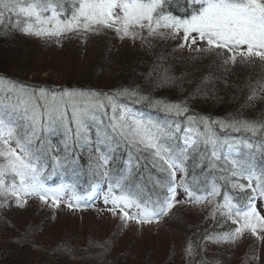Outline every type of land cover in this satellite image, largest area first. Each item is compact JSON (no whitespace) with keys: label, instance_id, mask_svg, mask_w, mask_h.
<instances>
[{"label":"rangeland","instance_id":"374dc122","mask_svg":"<svg viewBox=\"0 0 264 264\" xmlns=\"http://www.w3.org/2000/svg\"><path fill=\"white\" fill-rule=\"evenodd\" d=\"M154 1L75 0L68 12L70 14L68 20L59 19L61 14L59 17L56 16L61 12V9H58L50 12L49 19L38 18L35 23L29 24L27 32L15 28L14 20L6 21V24L11 23V27L2 26L3 31L8 32V37L11 38L9 41L11 50L6 56L0 52L5 60L0 66V173L8 172L10 182L0 190V246L11 248L15 238L24 231L27 234H22L24 238L30 236V232L34 233L41 247L35 249L32 255L23 254L19 257L17 255L16 259H12L10 255L0 254V264H30L37 260L40 264H264V215H261L264 212V201L257 200L248 213L236 218L242 231L230 228L222 231L221 227H227V225H219L215 218L213 199L207 202L206 207L201 205V208L199 206L192 210L196 212L195 221L185 226L182 208L171 210L170 215L162 220L163 213L156 216L158 213L156 210L160 206L145 209L136 206L138 208L133 211L136 218H128L129 221L120 218L119 210L110 211L115 212L111 215L107 213V210L86 209L85 201L75 196L73 191L78 189L72 184H67L66 187L67 191H70L67 196L69 199L58 198L55 194L58 204L53 202V194L44 195L38 190V196L30 191V197H26L19 188H16L17 182L21 179L18 176L26 170V166L24 169L23 159L15 157L8 139H15V135L18 137L19 134L31 128L39 129V124L33 123L35 128L31 123L27 124V117H31L32 102L37 103L36 111H40L41 106L47 107L57 95L59 99L55 100L62 108H67L69 112L82 111L80 102L95 103L101 99L99 95H91L94 92L117 96L118 93L128 89L130 93L134 90L136 94L117 96L122 101L130 100L132 103L123 105L125 109L123 116L138 117L141 112L136 109L133 101L136 104L138 101L150 102L151 100L137 97L141 94L134 88L131 81L134 78L129 69L137 57L149 55L146 49L150 45L165 43L179 55L195 56L206 53L211 47L208 40L218 38L213 33L223 32L230 40L221 39V43L230 44L229 50L233 52V57L244 56L251 52H255L254 55L264 56V51L261 49L246 53L243 51L246 48H237L238 43L233 42L232 33L235 30L238 33L239 38H237L246 44L249 43V46H255L256 49L264 47V26L258 22L260 11L254 0H247L246 3L239 1L237 4L233 0H212L204 15L188 20L191 30L186 35H184L185 29L182 31L183 28L176 26L175 23L172 26L169 25V28L163 27L160 21H155L156 23L151 21ZM234 13H238L239 17L256 20L257 24L250 25L239 20V17L232 15ZM202 17L209 19L212 24L210 29H202L203 36L201 32L195 30ZM164 22L168 24L169 21ZM61 28L64 31L59 37L31 34L35 31L55 32ZM126 31L133 35H125ZM24 93L28 95L23 96ZM82 97L88 101H80ZM3 105L11 109V111L5 110L8 115L3 114ZM156 107L160 109L157 115H163L162 118L165 121L167 119L165 117L171 116L170 109ZM151 110L154 111L152 108ZM110 114L113 115L111 110ZM89 122H91L90 118ZM166 122L168 132H172L170 122ZM130 123L133 124L131 127L133 134L139 137L145 135L141 123L138 126L133 121ZM186 127L192 129L188 124ZM137 128L141 131L137 132ZM94 129L100 130L107 137L104 147H108V154L120 153V172L124 167L127 168L129 165L121 160L123 147L121 151L116 148L117 142L123 145L121 138L114 133H105L100 124ZM168 132L161 130L157 138L152 134L144 138L148 144L154 142L155 146L148 149L139 148V150L149 151L161 163L166 164L160 160L159 146L166 143L167 139H173L175 143L169 146L171 147L169 155L170 157L176 155L171 162L179 165L175 166L176 172L171 178L173 180L180 177L178 184L181 185L187 180V176L188 179L191 177L186 173L185 164L188 157L196 153L197 147L191 146L187 140L177 141L178 133L169 134ZM196 133L200 139L203 135L205 138L210 136L203 132V135L200 132ZM31 136L34 135H28L25 140ZM72 136L73 132L67 133L63 144L70 145ZM114 137L116 139H113ZM163 138L166 141H163ZM193 139L200 145L195 136ZM45 145L51 149L52 144ZM90 145L93 144L87 146ZM233 145L235 144H231ZM140 146L143 147V145ZM94 147L96 148V145H93ZM66 151L73 153V150ZM18 152L19 149L16 148V154ZM103 153L104 150L92 152L85 160V166H80L81 173H85V176L89 173L92 158L98 160V154H101L103 162L109 165ZM73 158L76 166L81 163L76 155ZM236 175L240 182L239 190L242 191L244 190L243 181L245 185L249 184L247 181L250 183L255 181L253 176L243 170L241 172L238 170ZM190 182L192 184V181ZM259 183L257 181V185ZM214 187L217 189L212 183L207 186V191ZM178 190V193L185 192L180 186ZM78 191L85 192L81 186ZM105 193L107 194L108 191ZM77 194L80 195L78 192ZM46 195L47 199L44 198ZM75 197V201L72 200ZM109 200L111 204L119 202V198L112 194H109ZM166 203L170 204L169 201ZM72 205H78L82 211L72 208ZM108 214H110L109 217ZM138 219L137 226L130 223ZM177 220L182 225H177ZM37 221L42 222H39L43 226L41 234H38L39 228L37 231L30 228V225ZM152 221L155 224L148 226ZM215 225L217 228L220 227L218 228L220 232L217 231V236L215 235L214 238L207 239L206 231ZM8 230L12 234H5ZM14 230L17 231L15 236ZM197 231H202V235H199L201 240L198 241L201 246L200 256H195L193 251L191 252L192 248L188 247L189 238ZM29 239H35V236ZM25 256L31 257L23 259Z\"/></svg>","mask_w":264,"mask_h":264},{"label":"trees","instance_id":"16d2710c","mask_svg":"<svg viewBox=\"0 0 264 264\" xmlns=\"http://www.w3.org/2000/svg\"><path fill=\"white\" fill-rule=\"evenodd\" d=\"M74 1L0 0V19H3L5 23L8 20H14L15 28L22 31L27 29L28 31L29 24L35 23L38 18L40 20L42 18L49 19L51 16L50 12L58 9H61V12L56 14V16L59 17L61 14L59 19L68 20L70 18L68 12H70L72 4L75 3ZM131 1L137 2L140 0ZM211 1L196 0L194 2V0H187L186 3V0H155L153 3L155 6L151 12V21H160L162 17L167 21L190 20L192 17L204 14ZM233 1H236V4L239 1L247 2V0ZM255 3L257 8L264 12V3H261V0H255ZM157 24L160 25L159 23ZM7 33L0 26V48H3L0 52L2 55L5 54V56L11 50V42H9L11 38L8 37ZM209 49L206 53L199 55L184 56L179 55L165 43L148 46L146 50L149 55L137 57L134 63L132 62L129 71L134 78L131 80L134 88L139 90L141 94L137 97H145V100H151L150 102L143 100L139 102L145 104V107L155 110L152 111L146 108L145 115L147 116L143 113L140 119L133 122L137 126L141 123L143 130L147 129V133L144 132L146 138L150 137L151 134L157 138L161 130L168 132V129L166 121L162 118L163 115H157L160 109L156 106L170 109L171 113L178 117H186L198 123L197 127L200 131L209 134L216 143H220L223 138H230L237 142L242 141L244 147L253 148L257 159L255 161L259 162L258 169L264 170V156H260V153L264 152V56L247 54L233 57V52L229 50V45L226 49L213 47ZM237 52L239 54V51ZM2 55H0V59ZM3 61H5L4 58L0 60V66L3 65ZM129 95H131L130 92ZM81 100L88 101L84 100L83 97L80 98ZM120 102L121 99L116 97V103L120 104ZM81 103L84 102H80L81 106L89 104L88 102ZM176 105L179 107H175ZM6 114L8 115L7 112ZM93 115L97 117V122L92 123L90 138L96 140L95 135L92 133L98 132L100 137L95 145L101 143L104 145L106 141L105 135L100 130H95L94 127L100 124L105 133H114L112 131V122H110L109 118L101 115L100 112L93 110L88 113L90 119ZM130 122L125 121L123 123L124 126L121 131L125 132L127 136L125 135L121 141L123 145H119L117 148L121 151V147H123L121 160H126L129 164L121 172L120 169H116L117 167L114 169L112 166H106L101 154H98V160L92 158L89 173L86 176L85 173L82 174L80 166H85V160L93 152V145L83 146L81 142H75L73 138L74 131L70 145L63 144V140L66 139L63 129L56 136L49 135L45 137L43 140L44 144L37 142L39 129L34 130L31 128L19 134L18 137L15 135V139L9 138L8 143L15 152V157L23 159L24 169L26 166V172L23 170L18 176L21 179L17 182L16 188H19L26 197H30V191L35 192L37 196L39 191H41L44 195L49 193L53 194L52 196L56 194L59 197L61 192L58 189L61 187H63L62 194H66L67 184L76 186L78 190L81 186V189H84L85 192H79L78 190L73 192L79 198L87 195L91 196L90 199L85 201L86 209L107 210V213L111 215L115 212L110 211L119 210L121 212L120 218L123 220L136 218L133 211H136L138 207L158 208L160 206L156 210L158 212L156 216L163 213V220L170 215L173 209H186L190 206L196 208L200 206L201 208V205L206 207L208 205L207 202L213 199L215 218H217L219 225H227V227H221L220 230L233 229L237 225L236 221L233 223V213L240 215L250 205L249 188L243 191L238 190L240 182L236 175L238 170L235 164L229 160L217 159L216 155L211 152L210 154L205 150L199 138L196 139L200 145L196 144L195 141L191 143L193 140L191 134L185 135L183 138L189 141L191 146L197 147L196 153L191 154L185 164L186 173L190 174L191 177L188 179L187 176V180L182 183V188L185 192L178 193L177 197L170 204H167L166 202L170 199L174 186V179L172 180L171 177L176 172L175 166L179 165L171 162L176 155L174 157L169 155L171 148L169 146L173 145L175 141L170 138L166 141L163 138L166 143H162L159 146L161 150L160 160L166 163L163 164L149 151L139 150V148L142 149L140 146L141 142L132 136L139 139H142V137L131 132L133 124ZM30 123L34 127L32 119L27 122L28 125ZM86 123H89V121ZM72 126L74 130L75 126ZM117 129L118 127L115 131ZM168 133L173 134L172 132ZM31 134L34 136L25 140ZM182 136L181 133H178L177 141ZM46 143L52 144L51 149L45 145ZM39 144L43 145L40 147ZM65 145L68 146L66 147ZM16 148L19 149L17 154ZM42 148H44V151H42ZM67 149L75 152L76 157L81 162H77L79 166L75 165L74 155L66 151ZM165 153H167V156L164 160ZM237 160L241 162L240 159L237 158ZM139 176H143V179L136 178ZM190 181H192L193 185ZM9 182V173H0V190ZM212 183L215 184L218 190L215 197L211 195L216 190L215 187L207 191V186ZM103 190L108 191L112 196L118 197L119 202L111 204L109 196L106 198L92 197V193L93 196L98 193L101 195L100 192ZM229 198H233L235 203L232 202V204H235L236 207L226 211L224 210V205L229 201ZM129 204L131 207H129ZM72 208L82 211L78 205H72ZM110 214H108V217ZM150 218L153 217L150 216ZM138 221L139 219L130 223L137 226ZM39 222L41 221L30 225V228L36 231L39 228L40 233L38 234H41L43 226ZM153 224L155 223L152 221L148 226ZM176 224L180 225V221L177 220ZM218 228L215 225L207 230V239L217 236L216 232H220ZM199 231L192 234L189 242L187 241L188 247L192 248L191 252L193 251L195 256H200L199 253L201 251L198 241L201 240L199 235H202V231ZM8 233L9 235L12 234L9 230L5 234ZM16 233L17 231L14 230V236ZM22 234L27 235L24 231L21 232V235L15 238L11 248L10 246L5 248L0 246V254L10 255L12 259H16L17 255L18 257L23 254L32 255L35 249L41 247L34 233L30 232V236H25V238ZM31 236H35V239H29ZM30 257L25 256L23 259ZM30 264H40V261H33Z\"/></svg>","mask_w":264,"mask_h":264},{"label":"snow or ice","instance_id":"6c2138e0","mask_svg":"<svg viewBox=\"0 0 264 264\" xmlns=\"http://www.w3.org/2000/svg\"><path fill=\"white\" fill-rule=\"evenodd\" d=\"M194 2H196V0H194ZM255 2V0H254ZM187 3V0H186ZM261 3H264V0H261ZM91 10H89L90 12ZM234 16L239 17L238 13H234L232 14ZM86 18V17H85ZM239 20H243L244 22L250 24V25H255L257 24L256 20H251L247 17H239ZM239 22V21H237ZM258 22L261 26H264V13L260 14V16L258 17ZM17 23H19V21H17ZM0 26H5L6 28L11 27V23L9 22L8 24H6L4 22L3 19H0ZM231 26V25H230ZM85 27L87 28V25H85ZM212 27V24L210 23V20L207 18H201L200 24L199 26L195 29L198 32H201V35L203 36V31L202 29H210ZM24 31L27 32V29H24ZM64 29L61 28L60 30H57L55 32H53L52 30H49L47 33H41L39 31H35L32 32L31 34L37 35V36H44V35H55L57 37H59L60 35H62ZM185 31H188V29H185ZM214 35H216L218 38L217 39H209L208 40V44L211 45V47L213 48H227V43H221V39L227 40L229 39L228 36H226L223 32H216L213 33ZM125 35H133L131 33H128L127 31L125 32ZM232 35H235L238 37V33L235 32V30L233 31ZM210 50V49H208ZM126 94H129V90L125 89L124 91L120 92L117 94L118 97H123ZM132 95H135L136 92L133 90L131 92ZM28 94L24 93L23 96H27ZM43 95V93H42ZM91 95L96 96L99 95L101 97V99L97 100L95 103H89L87 105L82 106L84 108L83 111H79V110H73L70 111L67 108H62L60 106L59 103L56 102L55 98H53V101L51 104H49L47 107L41 106L40 107V111H36L37 108V103L36 102H32L30 104V108H31V119L33 121L34 124H39V136L37 137V142L38 143H43V140L45 137L47 136H56L61 129H63V134L64 137L66 138V134L69 132H73L74 131V140L75 142L79 141L83 144V146L88 145V144H97V141L99 140L100 137V133L98 132H93L92 134L95 135L96 140H92L90 138V130L92 127V123H96L97 122V117L95 115H93L91 117V122L86 123L87 121H89V116L88 113L90 111L93 110H99L101 115H107L106 109L108 108V106H111V111L113 113V115L111 117H109L110 122H112V131L115 132L116 128L118 127L116 121H117V115L116 113L119 112V119L123 120L124 116H123V112L125 111V109H123V107L120 104L116 103V97L112 94H105V93H92ZM175 107H179L178 105H176ZM27 111V110H26ZM186 111V109H185ZM72 125L75 126V129L73 130V128L71 127ZM98 126V125H97ZM184 129H181V131H183ZM137 132H140L141 129L137 128L136 129ZM145 133H147V129L143 130ZM105 139H107V137H105ZM148 147H154L155 144L154 142H150L148 145ZM119 147V143H116V148ZM93 150L95 151V147L93 148ZM73 155H75V153L73 152ZM108 163H111L110 161H108ZM154 166V165H153ZM137 179H143V176H139L136 177ZM151 178V177H149ZM59 192H63V187H61L60 189H58ZM45 199H47L45 197ZM53 202L58 204L59 201L56 199L55 196H53ZM69 207H71V205H69ZM129 207H131V205L129 204ZM257 211H259V206H257ZM261 215H264V212L261 213ZM233 223H235V221H233Z\"/></svg>","mask_w":264,"mask_h":264},{"label":"bare ground","instance_id":"6f19581e","mask_svg":"<svg viewBox=\"0 0 264 264\" xmlns=\"http://www.w3.org/2000/svg\"><path fill=\"white\" fill-rule=\"evenodd\" d=\"M54 98L55 99H59L57 95H55ZM124 103L125 104H127V103L128 104H132L130 100L129 101H124ZM134 105H136L135 107H136V109L139 112L144 113V115H145L146 107H145L144 104H141L139 102H136V104H134ZM145 116H147V115H145ZM247 146H248V143H247ZM194 208H196V207L190 206V207H187L186 209H183V214H184L183 215V223H184L185 226H188V225L194 223V221H195L194 216L196 214V212L192 211V210H195ZM180 225H182V224L180 223Z\"/></svg>","mask_w":264,"mask_h":264}]
</instances>
